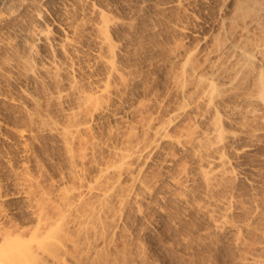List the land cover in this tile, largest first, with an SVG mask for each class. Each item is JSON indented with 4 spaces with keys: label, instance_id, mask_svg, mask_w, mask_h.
Listing matches in <instances>:
<instances>
[{
    "label": "bare ground",
    "instance_id": "6f19581e",
    "mask_svg": "<svg viewBox=\"0 0 264 264\" xmlns=\"http://www.w3.org/2000/svg\"><path fill=\"white\" fill-rule=\"evenodd\" d=\"M15 1L16 3L14 0H0V27H3L6 20L14 14L10 9L15 4L20 9L29 4L31 15L28 10L29 26L25 25L29 27L28 31L18 28L21 34L15 40L14 36L11 37L13 41L7 34L8 30L0 28L1 31H6V37L10 38V41L5 42L3 39L2 42L0 41V44L2 43L12 52L10 56L8 49H3L11 57H9L10 60L5 56L10 60L9 62L7 59L9 68L12 67L16 71V75L12 73L9 77L19 87L20 91L17 92H21L20 94L29 103L40 106L43 98L47 102L55 103L54 106L59 108L66 122H57L43 114L42 117L41 111L34 112L32 108L30 118L41 131L44 130V133L49 132L61 139L65 162L68 164L62 178L67 184L71 180L78 181L79 184L64 185L66 183L63 181L60 187L58 182L61 180L55 179L59 190H56L55 180V190L53 186L51 188L43 185L40 177H38L39 180L33 172L30 173L29 164L30 158L33 155L36 157L33 144H29L31 142L29 138L35 137L40 130L32 134L34 128L30 133L23 128H13L17 136L13 146L20 157L17 164L22 177L20 181L10 184L12 186L10 190L8 187V191L5 190L6 192L0 194V264H49L48 257L53 258H50L53 261L57 259L62 264H66L68 257L75 254L78 240L88 245L90 249H87L90 251L93 242L97 240L96 236L107 228L108 220L112 221L108 215L111 210L117 208L113 203L110 205L113 197L118 200L120 211H124L132 199L141 198L140 190L144 197L152 192L146 181V168L158 164L164 170L165 167L176 164V157L181 152H193L194 159H197V165L195 163L197 169L192 168L197 170H195L196 176H193L187 166H184L185 162L183 166L181 163L182 167H177L178 174L172 175L170 179L173 188L181 189V187L190 186L192 189L191 185L197 177L201 178L205 187L218 191V194L221 192L217 189L226 185V183L223 185L226 180L233 181L238 178L252 185L256 183L254 177L257 179L260 176L251 177L253 175H249L251 171L248 173V169H252V165H249L251 160L260 157L264 159L263 151V154L259 152L261 151L259 148H264V0H216L213 3L217 16L213 24L209 25L210 31H205L204 28L200 30L201 27L199 30L197 27L196 30H188L186 25L179 28L183 32L181 35L185 34L186 38L198 37L199 43L197 41L196 45L190 48L184 39H180L175 47L169 49L167 59L171 65L175 66L172 75L170 74L173 82L171 90H174L173 94H176L174 96L178 100L175 99L177 102L174 100L175 103L169 106L170 108L166 106V115L163 118L155 116L154 111L152 114L151 110L147 111L155 100L152 103V97L150 100L142 97L143 94L139 91H142L140 89L143 88L141 86L143 83L140 82V78L133 76V72L126 70L129 69L128 66L125 68L126 65H123L126 62L122 60L124 54L121 42L119 44L113 37L114 29L119 24L118 20H115L116 17L111 18L112 14L110 17L107 11L96 8L94 4L91 7H89L91 4H87L88 8L82 6L79 10L74 5L75 2L69 3L68 0ZM49 1H57L58 8L51 9L48 5ZM208 1L202 0V3L209 6L213 0L209 3ZM96 11L99 15L98 20H89L92 17H89L87 13L94 15L96 20L97 17L94 14ZM77 13L83 14V19L78 20ZM14 18L17 20L16 17ZM26 20L27 18L22 20V23ZM124 23L121 24L125 26ZM8 26L11 25L8 24L6 28ZM201 46H207V48L205 47L206 49L202 51ZM14 56L16 60L12 61ZM3 60L2 66L6 68L8 63L5 65V59ZM4 73L7 76L6 73L9 72ZM0 76H2L1 66ZM81 76L82 78L79 79L78 77ZM9 77L5 79L8 80ZM29 78H33L37 83L40 81L41 86L46 84L45 81H50L53 83V87L51 86L53 89L49 90V87H46L49 91L42 92L44 97L42 95L41 97L39 93L45 87L42 86L43 89L37 92L38 94L35 93L36 91L34 92L25 84V80L28 81ZM46 86H49L48 82ZM1 91L0 101L8 102L7 97L10 95L5 96V92L3 95ZM135 114L140 116V119L138 118L135 122L138 123L133 124L135 120L130 123L129 119L135 118L133 116ZM205 122L206 125L204 124L203 127L202 123ZM102 123L106 125L113 123L114 129L117 128V124H120L122 129L121 124H124L125 134L123 131L122 142L112 144L111 140H109L110 143L107 141L109 138H106V141L99 139L96 128ZM6 126L8 124L4 121L0 110V129ZM112 129L113 126L110 132H113ZM140 133L144 137L140 138L138 136ZM103 148H107L114 159L111 157V160L109 158L107 161L105 158L106 162H101L98 154ZM230 152H234V156L231 157ZM89 163L98 165V172L95 183L90 181L85 184L84 170L87 171ZM150 163L153 164L149 166ZM255 169L253 167L254 171ZM123 176L130 177L131 183L128 186L122 182ZM156 183L159 182L156 181ZM224 188L226 190L227 187L224 186ZM228 191L226 192L229 195ZM169 192L174 193L173 190ZM179 192L182 191L178 190V195ZM184 193L186 194L187 191ZM209 197L208 194V204L201 205L203 201H200L201 203L198 202L197 205L198 207L201 205V208L208 213L210 218H207L212 221L216 234L232 236L235 261L237 260L239 264H264V210L256 207L249 220L239 222V219L236 221L231 216L232 212L236 211L234 209L238 208L233 195L225 196L226 198L223 196V200L218 204L222 207L220 210L212 206L217 204L215 197L211 196L210 199ZM16 200H21L23 205L20 203V206L9 207ZM257 204L258 202L255 205ZM242 205L245 204L242 203ZM118 211L116 212L119 218L122 214H118L120 212ZM116 212L114 210V214ZM20 213L26 215L27 219H18L17 215ZM262 218V226H260ZM117 221L115 219L113 222ZM113 233L115 234L114 230L111 235ZM104 248L94 249L95 254L93 253L91 264H95L93 262L96 261L103 264L105 257L108 259L110 254H103L106 250ZM106 263L110 264V262Z\"/></svg>",
    "mask_w": 264,
    "mask_h": 264
},
{
    "label": "rangeland",
    "instance_id": "374dc122",
    "mask_svg": "<svg viewBox=\"0 0 264 264\" xmlns=\"http://www.w3.org/2000/svg\"><path fill=\"white\" fill-rule=\"evenodd\" d=\"M68 1H69V3L75 2L74 5H76V7L79 10H81L82 6H86L88 8L89 4H91L89 7H91L92 4H94L96 6V8L99 7V9L107 11L106 13L110 17L112 14L113 17H111V18L116 17V19L115 18L114 19L116 21L118 20L119 24L125 22L124 23L125 26L123 24H121V25L118 24L121 28L118 27V25L115 28L118 30L120 29L119 32H118V30L116 31L114 29V33H113L114 40L116 42H119V44L121 42L120 45L122 47V53L124 54V55L122 54L124 57L122 60H125V62H126V64L123 63V65L124 66L126 65L125 68L129 67V69H126V70L133 72L134 73L133 76L135 78H140L139 79L140 82L143 83V84H141V86L145 90L141 87L142 89H140V90H142V91H139V93L141 92V94H143L142 97L144 96L145 100H148V99L150 100L151 99L150 97H152L151 102L155 100L154 103L152 102L153 103V104H151L152 106H149L150 109H147V111L151 110L150 111L151 114L154 111L153 114H155V116L157 115L158 118L161 116H162L161 118L165 117L166 106L168 108H170L173 105V103L177 102L175 99L178 100V98H175L176 96H174L176 94H173L174 90H171L172 89L171 87L173 85L171 75L173 73L175 66L171 65V63H169V61L167 59L168 53L172 49V47H175L176 42L177 41L179 42L180 39H182V40L184 39L185 42L188 45H190L189 46L190 48L194 47L193 45H196L197 41H198L197 43H199L198 37H195V38L194 37H191V38L187 37L186 38L185 34L181 35V33L183 34V32L179 28L183 27L184 25H186L185 26L186 28H189L188 30H193V29L196 30L195 29L196 27H197V30H199V28L201 27L200 30L204 28L205 31L206 30L210 31V26L213 24L212 22H214V20L216 19V16H217L216 11L214 12L215 8H214V3H213V2H216V0H213V1L209 0L208 3L211 1L209 3V6L203 4L202 0H83V1L82 0L81 1L80 0L79 1L78 0H68ZM14 2L16 3L15 0H14ZM178 2L180 4H178ZM201 3L203 4V6ZM211 3H213L212 4L213 6H211ZM48 5L51 9L53 8V10H54V8L55 9L58 8V2L57 1H52V2L49 1ZM28 6H29V4L27 5V7ZM27 7L24 5V7L20 9V7L17 4H15L10 9L16 15L12 14L11 18H8L9 20L8 19L6 20V22H8V23H6L4 21L5 22L4 23L5 28H4V26L0 27L3 30H6V29L8 30V31L6 30L8 33L6 31L0 30V36L5 35L3 38H2V36L0 37L1 42H2V39H3V41L6 42L7 40H9L13 36H14L13 37L14 40L16 37L18 38L19 34H21V31H19V29L20 30L23 29L25 32H26V30L28 31L29 24L27 22L29 21V18L31 15V10H29L30 8L29 7L27 8ZM209 7H212V8H209ZM24 9H26L28 13ZM28 10L30 11V15H28L29 14ZM96 10H98V9H96ZM97 12L98 11H96L94 13L95 16L97 17L96 20H95L94 15L91 16V14L87 13L89 17L94 18V19L90 18L89 20L97 21L99 18V15L97 14ZM21 15H24L25 18H27L26 22L23 21V23H22V20H25V18H24V16H21ZM76 16L75 17L79 20L83 17V14L77 13ZM86 16H84V19H86L85 18ZM14 17H16L17 20ZM119 20L121 21V23ZM24 22H25V24H24ZM8 24L11 26H8L6 28V26ZM25 25H28V26L26 27ZM207 27H209V29ZM11 30H13V31H11ZM9 31H10V33H9ZM11 32H13V34ZM17 32H18V36H17ZM53 32L55 34L57 33V32H55V30ZM6 33L8 34V36L10 38L6 37L7 36ZM115 33H117V34L115 35ZM181 37H183V38H181ZM11 41H13L12 38H11ZM122 42H123V44H122ZM1 45H2V43L0 44V49H1L0 50V66L2 67V76H0V79L1 80L3 79V80L0 81L1 82L0 89L2 90V91L1 90L0 91L3 93V95L5 92V96L10 95L7 98L9 100L11 99L10 101L8 100V102H11V103L9 104L5 100L0 101L1 103H3V105L0 103V110L2 111V117L4 118V121L8 124V126L2 127V129H0L1 130L0 131V194L8 191L7 190L8 187H10V188H8L10 190L12 188V186H10V184L12 182H13L12 184H14L15 182L20 181V179L22 177V172H20V170H19L20 168H18V164H17V163H19L20 157H19L18 153H16V150L14 149V146H13L14 141L17 139V136H16L13 128L14 127L19 128V129L23 128L29 133L33 130L31 132L32 134H33V132H35V133L39 132V130H40L39 127L35 123H33L32 118H30V116H31L30 113H32V111H33L32 109H34V112H36L35 110H38L37 111L38 113L40 111L42 112L43 110H45L46 112H44V111H43V113L40 112V116H42V114H43V116H46L47 118L50 117L53 120H56L57 122H60V121L66 122L64 116L60 113L59 108L57 106H54L55 103L53 104L51 102H47L46 100H44L42 98V104L41 105L42 106L44 105V106L43 107L41 105L40 106H37V105L34 106V104L32 102L29 103L28 100L26 101V99L23 97V95L20 94L21 92H17V91H20L19 87L17 86L16 82H14L9 77V75L11 76L12 73L13 74L16 73V71H14L15 70L14 68L11 67L13 70L11 68H9L10 67L9 62L11 60L10 56H11L12 52L6 46H4V45L1 46ZM204 45L205 44H203V46ZM203 46H201V48L203 49L202 51H204L207 48V46H205L206 48ZM3 49L4 50L8 49V53L10 56H8V54L6 53L7 51L5 52ZM5 56H7L8 58L10 57L9 58L10 60L7 58L9 60V62L5 58ZM3 59H5V65L8 63L7 64L8 66L6 65V68L4 66H2V65H4ZM126 59H131V60H126ZM14 60H16L15 56L12 57V61H14ZM128 61H129V63H128ZM163 63H165V64H163ZM168 63L173 68L171 66H169ZM161 65H163V66H161ZM170 68H172L171 69L172 71L170 70ZM164 70H166L167 73ZM3 71L9 72V73H6L8 75L7 76L4 75L5 73ZM10 71H13V72H10ZM5 77H9V78H7L8 80H6ZM78 78L80 79V78H82V76L78 77ZM141 79H142V81H141ZM25 81H26L25 84H27V86L29 88H31V90H34V92L36 91L35 93L40 92L41 89H43L42 86L45 87L43 89V91H41V93H39L40 96L41 95L43 96L42 92L44 93V91L47 90L48 87H49L48 88L49 90L53 89V88H51V86L53 87V83L50 81H47L49 86H46V84H47L46 81H45L46 84H44V85L42 84V86H41V84H40L41 82L39 81L40 83L38 82L39 83L38 84L36 80H33V78H29L28 81L26 79ZM12 82H14V83L12 84ZM1 85H3V86H1ZM49 90H47V91H49ZM149 92H150V96H149ZM146 98H148V99H146ZM13 100H14V102H13ZM43 100H44V102H46V104L50 103L52 105H50V104H49L50 106L46 105L43 102ZM174 100H175V102H174ZM156 101L158 102V105H157ZM15 102H17V103H15ZM163 103H164V105H163ZM159 104H161L160 107H159ZM133 116L135 118L131 117L129 119L130 123H131V121L135 120L134 123L133 122L132 123L137 124L138 122L137 123H135V122L138 121L137 120L138 118L140 119V116L139 115L137 116V114H135ZM112 124H109V125L108 124L106 125L105 123L100 124V127L98 126L99 128L98 127L96 128L97 129L96 135L98 136V134H99V136H98L99 139H103L104 141H106L109 138L107 141L109 142V140H111L112 144L113 143L114 144L121 143L122 140L124 139L123 135L125 134V128L123 126L124 124H121L122 129H121L120 124L116 125L117 128L119 125V129H117V128L114 129L115 125L114 124L112 125ZM202 124H203L202 126L204 127L206 125V122L202 123ZM34 125H36L38 128L36 129L35 128L36 126H34ZM112 126H113V129L111 131H113V132H110V129ZM32 128H34V129H32ZM123 128H124V130H123ZM120 129H121V131H120ZM115 130H117V131H115ZM123 131H124V134H123ZM40 132L37 134L34 133L38 139L36 138L35 135H34L35 137L31 136L29 138L30 139L29 142L31 141L29 144L30 145H31V143L33 144L32 147H34L33 150H34V154L36 156V157H34V155H33V157L30 158V161H29L30 173L33 172L37 176V178L40 177L42 180H40V178H38V179L41 181V183L43 185H45L47 187H51V188L53 186L54 190L56 188H57L56 190H59L58 189L59 186L61 187V184L63 185V183H66L63 180L62 176H63V173L65 171H67L66 169L68 168V166H67L68 164H67V162H65V156H64L65 154L63 152L64 148L62 147L63 143L61 142V139L58 138L54 134H51L49 132L47 133L46 131L44 133V130H42V131L40 130ZM108 132L110 134H112V136ZM116 132H119V133H116ZM120 132H121V134H120ZM140 134L138 135L140 138L144 137V136H142V134L141 135ZM261 148H259V150H261V151H259V150L258 151L261 154H263L264 148H262V149ZM104 149H106V150H104ZM107 150H108L107 148H103L100 151V154L102 156L100 154H98L99 160L103 163L106 162V159H107V161H109V158L111 160V157H112V159H114V157L112 156V153L108 150L110 152L109 153ZM262 151H263V153H262ZM230 153L231 154L233 153V155H231ZM230 153L229 154L231 157L234 156V154H235L234 152H230ZM256 160L257 161L260 160L261 162H259V161L257 162ZM256 160L250 161L251 164H249V165H252L251 166L252 169H248V173L250 171L252 172V174H251V172L249 173L250 176L253 175L251 177H254V176L257 177V175L260 176V177H257V179H259V180H257L254 177L256 183H254L252 185L249 182H247L245 180L243 182L238 178L233 179V181H232V179H230L231 181L226 180V182H224L223 185L226 183V185H224V186H226L227 188H226V190H225L224 186H221L220 188H218L217 190H219V192H221L219 194L217 193L218 191H216V190L212 191V190L208 189L207 187H205L206 185L202 182L201 178H199V177H197L195 179L194 184H192V182L191 183L189 182L190 184H192L191 186L193 187L192 188L193 190L191 189L190 186H188L190 184L187 185L188 186L187 188H185V187H181V189L179 187H178L179 189L173 188V186L170 182V179H171L172 175L174 176V174H176V173L178 174V168L177 167L178 166L182 167L184 162H185L184 166H187L190 173L193 176H196V171H197L196 169L197 168L195 166V163L197 162V159H194V155H193L192 151H190V152L185 151L183 153L181 152L180 154L178 153V155L176 157V161H175L176 164L173 163L172 165L165 167L166 169L164 168V170H163V168L161 169L160 165H158V164L152 165L153 163H150L149 166L150 165H152V166L146 168V172H147L146 173V177H147L146 181L150 185V191H152V192L149 191L150 193H147L146 196L144 197L143 192L140 190V193L142 194L143 199H141L142 196H141V198L139 197L137 200L135 198L132 199L129 202L130 205L128 204L127 205L128 207L126 206L127 208H125L124 211H120L119 202L115 197H113L112 200L110 199L111 200L110 205L114 204V207H117V208H114L112 206L114 209L111 210V212L108 215L110 217V218L109 217L108 218L111 219L112 221L109 222V220H108L109 223L108 222L106 223V225L107 224L108 225L106 226L107 228H105L103 230L104 233H103V231H101V232L99 231L100 234L96 236L97 240L98 239L99 240L98 241L95 240V242H93L92 248L94 246H96V247L98 246V247L97 248L94 247L93 249L91 248L92 251L91 250L89 251L90 247L88 245L84 244L83 242H81V240L80 241L78 240L77 243H79V244L76 243L77 248L74 250L75 254L68 257V261L66 264H91L92 258L94 257L93 255L95 254L94 249H98V248L101 249L104 247H106V248H104L106 250L103 251V254H107V253L110 254L108 256V259H110L111 261H109L107 259V257H105L107 261L106 260L102 261V262H104L103 264H107L106 262H108V263L110 262V264L111 263L112 264H239L237 262V260L235 261L236 254L234 253V249L232 246L233 245V243H232L233 239H231L232 236L230 237L229 235L224 236V234H218V233L216 234L215 230H214V226L212 224V221L210 219H208V218H210L208 213H206L204 211V209L201 208L202 207L201 205L202 204H204V205L208 204L207 198H208V194H209L210 197L211 196L215 197V201L217 202V204H212V206L216 210H220V209H222V207L218 204H220L221 201L223 200V196L227 197V196L233 195L235 203L237 204L236 206H238V208L234 209L236 211H233L231 216L234 217V220H236V221H238V219H239V222L249 220L252 217V215L254 214L256 207L264 210V172H263L264 171L263 170L264 169V159L260 157L259 159L256 158ZM181 163H182V166L180 165ZM89 164H87V166L89 165L87 168L90 170H88L87 168H86L87 171L84 170L86 175L84 174L85 178L83 177L84 178L83 181H85V184H88L87 182L90 183V181H91V183H95V179L97 176L96 173L98 172V168H97L98 165H96L94 163H89ZM92 164H94L93 165L94 167L92 166ZM192 165H193V167H192ZM196 165H197V163H196ZM15 166H17V167H15ZM188 166H190V167H188ZM253 167H254V169L256 168L255 171L253 170ZM16 168H18V169H16ZM192 168H196V169H192ZM166 170H168L170 173L169 172L167 173ZM33 173H32V175H33ZM17 174H19V175H17ZM35 175H34V177H35ZM153 175H156V176L160 177L161 179H159ZM154 178H155V180H154ZM55 179L57 181L61 180V182L60 181L58 182L59 186L57 185V181ZM235 180H236V182H235ZM71 181L68 184H70V183H74V184L76 183L77 184L78 183V181L77 182H75V181L71 182ZM156 181L159 183H156ZM54 182L56 183V188H55ZM122 182L124 183L125 186H128L131 183L130 177L123 176ZM49 183H53V184L48 186L47 184H49ZM68 184L66 183L64 185H68ZM186 184H187V182H186ZM170 187H172V189ZM253 188H257L258 190L253 189ZM174 189H176V190H174ZM169 190L170 191L173 190L174 193L169 192ZM178 190L182 191V192H179L180 194L182 193L181 195L179 194L180 196L177 194ZM185 191H187L186 194L184 193ZM188 191H189V193H188ZM223 191L225 193H223ZM226 191L229 192V195ZM212 192H214V193L212 194ZM234 192H235V194H234ZM216 193H217V195H215ZM148 194H150V195H148ZM255 194H257V195H255ZM204 196H206L207 198H205ZM257 196H259V197H257ZM146 197H148V198H146ZM179 197L183 198V199H180ZM210 197H209V199H210ZM228 198H230V197H228ZM134 200H135V203H134ZM184 200H185V202H184ZM238 200L240 202H238ZM200 201L201 202L205 201V202L201 203ZM16 202L18 205L16 204ZM198 202L201 203V205L199 203L200 208L197 205ZM257 202L259 205L258 204L255 205ZM20 203H21V205H23V202H21V200H16L15 203L9 207H13L14 205L20 206ZM242 203H244L245 205H242ZM137 207H140L141 209L137 208ZM117 209H119V211L121 213ZM114 210H115V212L118 211L119 212L118 214H122V215L121 216L119 215V218H118L117 212H116L115 214L117 217L114 216L115 215ZM111 213H112V215H111ZM112 217L114 219H112ZM17 218L20 220L27 219L26 215H24L22 213L18 214ZM115 219H116V221L117 220H119V221L113 222V221H115ZM262 221H263V218L260 222V226H262ZM113 223H115V224H113ZM116 224H117V226H116ZM115 226H116V228H115ZM113 230H114L115 234L113 233V235H111ZM111 236H113V238ZM95 243H97V244L94 245ZM87 248H89V249H87ZM76 250H79V251L76 252ZM105 251H106V253H104ZM86 253H87V255H86ZM104 256H106V255H104ZM116 256H118L117 259H114V258H116ZM50 258L51 257H48L49 261L47 263H49V264H62L57 259H55L53 261V260H51L53 258H51V259ZM119 258H120V260H118ZM97 262L98 261L93 262V263L98 264L99 262L98 263ZM99 264H102V263L100 262Z\"/></svg>",
    "mask_w": 264,
    "mask_h": 264
}]
</instances>
